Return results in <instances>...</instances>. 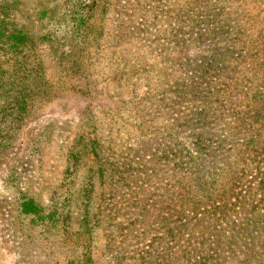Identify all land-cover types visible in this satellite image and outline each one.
Wrapping results in <instances>:
<instances>
[{"label": "rangeland", "instance_id": "obj_1", "mask_svg": "<svg viewBox=\"0 0 264 264\" xmlns=\"http://www.w3.org/2000/svg\"><path fill=\"white\" fill-rule=\"evenodd\" d=\"M206 1L95 0L90 10L89 0H0V21L15 37L0 45V264L75 257L62 224L36 227L21 214L23 196L44 213L66 207V226L85 230L77 252L83 245L90 264H237L264 247V231L233 236L232 222H242L233 215L211 240L198 228L166 238L181 163L171 143H186L170 112L186 107L174 89L201 56L187 35L214 9ZM74 11L91 14L79 35ZM19 89L31 98L15 105Z\"/></svg>", "mask_w": 264, "mask_h": 264}, {"label": "trees", "instance_id": "obj_2", "mask_svg": "<svg viewBox=\"0 0 264 264\" xmlns=\"http://www.w3.org/2000/svg\"><path fill=\"white\" fill-rule=\"evenodd\" d=\"M89 1L84 6L91 10L95 0ZM223 2L212 0L214 9L204 11L203 27L187 35V43L199 45L196 50L201 56L195 62L188 61L192 64L187 65V76L174 89L179 91V104L182 99L186 107L183 112H170V117L182 129L175 136H184L186 143H171L181 163L174 176L176 186H170L164 218L170 242L195 234L197 228L201 240H211L214 232L219 233L220 220L229 215L242 219L238 227L232 222L235 238L264 231V0H226L228 7ZM90 17V13L81 16L74 11L70 18L78 21L73 25L74 33L79 35L83 27L84 32ZM3 24L6 22L0 21L1 47L8 44H4L6 39L15 38L7 34ZM22 41L25 43V38ZM7 48L18 54V47ZM26 86L28 90L34 88ZM10 98L16 105L29 102L31 94L19 89ZM176 137L170 138L173 141ZM81 142L83 147L89 145ZM180 145L183 149L178 148ZM76 155L70 157L75 159ZM21 198V214L34 226L50 225L53 229L62 224V241L75 256L65 264H90L83 245L77 252L85 230L66 226L69 215L64 205L44 213L33 199ZM237 264H264V247Z\"/></svg>", "mask_w": 264, "mask_h": 264}]
</instances>
